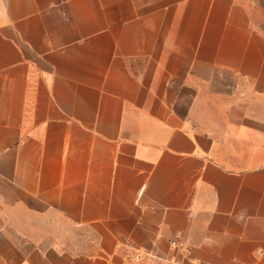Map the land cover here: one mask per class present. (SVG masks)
Instances as JSON below:
<instances>
[{
	"label": "crops",
	"instance_id": "1",
	"mask_svg": "<svg viewBox=\"0 0 264 264\" xmlns=\"http://www.w3.org/2000/svg\"><path fill=\"white\" fill-rule=\"evenodd\" d=\"M136 253L264 264V0H0V264Z\"/></svg>",
	"mask_w": 264,
	"mask_h": 264
},
{
	"label": "built area",
	"instance_id": "2",
	"mask_svg": "<svg viewBox=\"0 0 264 264\" xmlns=\"http://www.w3.org/2000/svg\"><path fill=\"white\" fill-rule=\"evenodd\" d=\"M171 247H177V242H170ZM131 264H184L175 257H160L151 253H136L134 256L127 257ZM194 264H209L206 262H198Z\"/></svg>",
	"mask_w": 264,
	"mask_h": 264
}]
</instances>
